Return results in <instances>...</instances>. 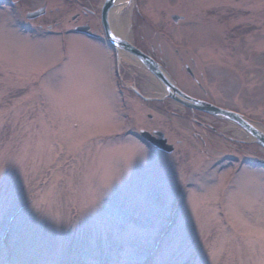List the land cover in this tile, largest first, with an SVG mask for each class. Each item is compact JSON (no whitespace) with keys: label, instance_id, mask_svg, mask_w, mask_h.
<instances>
[{"label":"rangeland","instance_id":"obj_1","mask_svg":"<svg viewBox=\"0 0 264 264\" xmlns=\"http://www.w3.org/2000/svg\"><path fill=\"white\" fill-rule=\"evenodd\" d=\"M9 1L0 0V264H264V147L244 133L253 134L133 94L132 85L159 97L158 79L124 54L116 64L105 0H91L100 39L26 16L44 0ZM126 9L127 39L181 90L264 131V0ZM142 130L172 151L147 148L131 133Z\"/></svg>","mask_w":264,"mask_h":264},{"label":"water","instance_id":"obj_2","mask_svg":"<svg viewBox=\"0 0 264 264\" xmlns=\"http://www.w3.org/2000/svg\"><path fill=\"white\" fill-rule=\"evenodd\" d=\"M115 2L116 0H105L102 8V22L109 40L114 44L117 50H126L128 53L137 57L145 67L150 69L156 75V77L160 80L162 85L167 90L168 95L178 102L191 108H198L200 110L212 113L216 116L233 120L234 122L240 124L243 128L247 129L249 132H251L254 139L264 147V131L259 127H256L254 124H251V122L248 121V119L243 114H240L239 112H236L227 107L218 106L206 100L199 99L187 94L179 88L169 72L158 61H156L150 55L144 53L126 38L117 35L111 26L109 17L110 10ZM172 18L174 20H177L180 18V16L177 14H173ZM144 134L147 136V138L153 140V142L159 147H162L168 151L173 149L171 144H167L165 142V138L157 140L151 137V135H149L147 131Z\"/></svg>","mask_w":264,"mask_h":264},{"label":"flooded vegetation","instance_id":"obj_3","mask_svg":"<svg viewBox=\"0 0 264 264\" xmlns=\"http://www.w3.org/2000/svg\"><path fill=\"white\" fill-rule=\"evenodd\" d=\"M66 1L67 2L63 5V7L55 6L56 9L54 10L53 6L56 3L53 0H44L42 6L36 8L33 13H29L26 16L42 17L41 21H39L40 24L44 25L48 23L49 27L55 25V22L58 23V21L60 23L67 22L72 25L73 28L70 30H73L74 33L82 34L90 38L100 39L101 28L98 26L100 24H97L99 19L98 16L99 12L97 11V8L93 7L92 1L91 0H66ZM9 2L10 4L15 5L17 7L20 6V5L18 6V2H20V0H10ZM19 8L22 9L21 6ZM59 13L60 14L62 13V15H59ZM26 26L29 28L28 25ZM106 45H108L107 42ZM109 46L112 47V53H113L112 55L115 56L116 54L113 46L110 44ZM129 88L132 90L133 94L137 95L138 97H141V99L146 101L145 98L142 96V94L138 93L139 90L141 91L139 87L132 85V87L129 86ZM136 88H138L139 90ZM128 108H129V103H128ZM195 133H200V131L196 130Z\"/></svg>","mask_w":264,"mask_h":264},{"label":"bare ground","instance_id":"obj_4","mask_svg":"<svg viewBox=\"0 0 264 264\" xmlns=\"http://www.w3.org/2000/svg\"><path fill=\"white\" fill-rule=\"evenodd\" d=\"M129 2H131V0H116L115 4L111 8V11L109 14V17L111 19V26H112L114 32L123 38L128 37L129 26H130V22H131L130 10L126 9L129 6ZM121 52H122V54H124V56H125L126 60H128V62L136 64V65L144 66V65H142V62L137 57L128 53L126 50L121 49ZM144 68L148 69L145 66H144ZM148 70L151 73H153L150 69H148ZM156 84H157L156 87H157V90L159 92V95H165L167 93V91L159 79L157 80ZM244 134L247 136V138H249L250 140H253L254 137L252 135H249L246 133H244Z\"/></svg>","mask_w":264,"mask_h":264},{"label":"snow or ice","instance_id":"obj_5","mask_svg":"<svg viewBox=\"0 0 264 264\" xmlns=\"http://www.w3.org/2000/svg\"><path fill=\"white\" fill-rule=\"evenodd\" d=\"M259 235H260V237H261L262 239H264V230H261V231L259 232Z\"/></svg>","mask_w":264,"mask_h":264}]
</instances>
